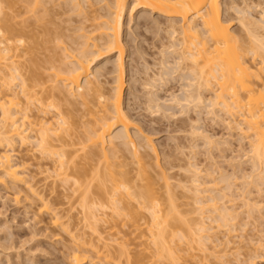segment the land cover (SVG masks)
<instances>
[{
	"label": "bare ground",
	"instance_id": "1",
	"mask_svg": "<svg viewBox=\"0 0 264 264\" xmlns=\"http://www.w3.org/2000/svg\"><path fill=\"white\" fill-rule=\"evenodd\" d=\"M9 2L11 1L0 0V187L5 188V191L6 189L14 190V194L18 195L20 191H17L16 188L24 186V191L27 193V198H24L28 201L29 205L27 206L32 209L36 208L35 216H48L49 225L52 228L62 229L67 233L66 235L71 236L73 247L69 255L72 264H82L83 262L86 264L87 261L91 264L93 255V260L95 258L100 260L99 264H120V258L125 257L122 255L126 254L127 256V252L124 250L127 246L124 249L123 247L118 249L120 250L117 251L119 255L115 251L118 256H110V252L107 253L109 250L101 256V251L97 250L102 245L104 246L102 248L105 249L110 243L107 241L113 240L112 237L118 235L113 236L112 233L111 238L107 237L108 234L104 237L106 231L104 230L103 233L97 228L100 221L103 223L101 216L109 214V212H111L109 219L114 221L113 224L120 218H126L131 221V224L133 223L132 227L137 230H140L141 221H148V241L153 248L151 256L157 261L178 264L180 257L183 256H179V253L186 252V255L192 257L190 253L194 250L200 251L201 254L205 253V256L214 259L226 260L228 257L226 253L232 250L229 248L227 251L228 245L231 243L228 237L235 231V225L231 223L238 217V213H236L238 209H235L238 197L243 198L238 202L243 203L244 208H247L243 211L250 213L253 209L250 211L249 208L253 207L255 213L259 214L258 211L260 212L263 206L258 207L259 204L256 201L255 203L251 202L254 199H250L248 193L243 197L235 196L234 190L232 191L230 187L231 183L227 185L224 182L226 186L220 187L223 188L222 190L218 188L221 192L212 196L211 194H214L217 186L211 187V183L214 182L209 179V183L199 181L203 171L197 168L195 162L189 163L188 168H183L187 172L185 174L191 177L187 181L183 180L184 182L178 181V188L182 193L184 190L185 196L191 195L190 198L193 199V201L189 200L193 203L191 207L188 205L189 202H181L184 203L181 205L189 208L194 206L193 210L179 209L181 206L177 199L181 196L179 197L177 194L176 197L171 193L170 176L168 178L167 174H162L163 182H160L164 183L162 187L156 183L158 180L155 181L154 176L149 173L151 167L149 171L147 170L150 163L145 164L147 158L144 159L146 160L144 163L142 153L137 150V147L138 149L143 147L140 145L142 142L139 143V137L130 133L131 118L123 108L125 91L123 77L126 72L125 49L122 45L123 19L127 12L132 14L136 10H148L168 19L165 33L171 43L166 49L169 51L172 49L170 55L173 56L175 69L172 70V73L187 69L186 71H189L192 77L189 84L186 85L187 90L183 94V98H177L176 95L171 96L169 104L183 107V110L191 105L195 108L206 107V111H208L206 113L213 119L221 120L231 130L239 129V132L243 133L240 135H247V138L250 135L253 141L248 161L253 172L250 173L255 174L244 176L243 181L245 178H254L255 180L252 182L256 183L255 185L258 183L257 181L264 185V0H34L35 6H40L39 4L56 5L60 2V6L65 4L69 11L75 13L88 10L90 14L92 12L94 14V10L97 9L93 8L94 6H100L102 10H105V14L101 17H93L89 14L91 17L89 19H92L95 25L92 24L93 27H90L92 31L88 32V35L80 36L83 40L78 43L79 51L76 55L67 56L63 53L65 49H61L64 58L61 56L63 58L62 65L58 67H63L58 69L56 66L55 70H52L55 73H51V78L50 75L48 76L51 86L45 89H42V85L46 86L47 83L39 81L37 70L35 74L28 68L30 71L27 74H22L23 67L18 60L23 58L27 52L19 51L17 43H21V40L13 39L17 29L14 30L13 22H10L11 14L4 11L6 7L11 6ZM99 9L101 10V8ZM254 14L257 16L255 17ZM232 22H236L239 27L236 34L230 29ZM85 29L88 28L85 27ZM79 30L82 31L84 28H77V31ZM22 32L24 33V31ZM5 34H12L10 35L12 37H5ZM93 35L94 37H92ZM175 35L180 36L179 41ZM177 47L180 49L178 50ZM162 50L160 52L162 60L159 64L165 70L170 63L167 60V54L165 56ZM100 51L117 54L116 59L114 58L115 62L112 64V71L105 67L106 72H103L104 70L103 73H100L101 71L92 72V68L100 60L106 58ZM33 67L34 65L31 66V68ZM165 73L158 74L159 77H155L157 80L152 79L151 83L146 84L149 86L148 97H145L146 104L154 105L153 107L159 110H156L157 112H160L161 101L152 92V89H155L156 81L162 85L167 81L169 74ZM108 74L114 76H112V87L109 91H105L106 89L102 88L104 79L101 81L100 78ZM106 85H108L107 81ZM204 91L213 92V95L205 98L202 94ZM43 93L45 97H42ZM70 96L71 99L79 100V104L75 99L71 100ZM46 100L48 104L44 102ZM55 101L65 103V105L67 103L69 108H74V105L77 108L81 107L83 115L79 117V120L77 119L78 122L76 121L78 115L75 112V115L72 114L73 116L77 115L75 120L72 117L68 119L65 117L66 114H63L64 110L60 111L61 105H57ZM77 108L76 110L79 109ZM70 110L72 112V109ZM76 110L74 109V111ZM76 112L78 113V111ZM79 112L81 113V111ZM218 113L229 119L223 120ZM235 115H238L236 118L239 119L232 118ZM46 116H50V118ZM73 120L74 122H70ZM77 128L82 129V132L75 143L71 138L77 134L75 133L78 132ZM190 134L191 137L202 138L207 144L214 141L198 129H193ZM144 137L145 146L143 149L149 150L153 156L156 155L153 141ZM17 145L28 148V152L35 149L31 156L35 155L36 158L39 156L37 159L40 160H38L40 164L43 161V164L47 162L42 171L37 169L41 171L40 174H46L49 177L47 179L53 176L55 179L59 178L58 181L62 185L71 183L74 193L78 196L76 199H79L77 206L81 209L79 213L81 218L78 219L80 223H89L86 229L91 230L89 232L92 233L91 236L96 237L94 240L96 245L100 246L95 247L93 241H85L86 238L83 237V234L78 240L81 245L77 243L76 236L71 235V231L74 229L70 231V228L73 227H68L71 225L69 222L72 223L70 211L60 215L56 211L57 209L50 207L51 204L43 199L44 194L39 191L37 183L34 182L35 178H32L34 176L27 178L29 174H27L29 168L26 169L27 162H23V159L19 162L14 160ZM75 146L80 149L74 150ZM122 150L128 151L131 160H134L131 162L132 170L129 168L131 163L128 164L127 160L118 161L121 159ZM79 152L81 155L78 154ZM146 153L148 154V152ZM146 153L145 156H147ZM76 159H80V161L76 162ZM122 168L124 169L122 170ZM155 175L159 177L161 174L155 173ZM210 176L206 174V177L210 178ZM233 179L236 180V176L235 178L233 176ZM211 188L215 189L214 192H212L213 189L210 191ZM262 188L256 187V193L264 194ZM171 189L173 191V188ZM160 190L162 191L160 192ZM62 215H65V217L63 216L66 219L65 222H61L64 220ZM251 217L255 218L250 215L245 218L247 222L252 219ZM112 223L110 222L108 226L117 225L113 226ZM245 226L247 227V225ZM222 229L225 231L224 237L226 236L223 241L217 237V232ZM255 243L253 250L256 252L248 254L249 256L243 261H239L242 256H239L238 253L235 263L256 264L257 261H264V244L260 240ZM207 244L209 247H205V245L208 246ZM181 245L186 248L181 250L179 247ZM136 260L139 261L138 258ZM224 262L227 263V261Z\"/></svg>",
	"mask_w": 264,
	"mask_h": 264
},
{
	"label": "rangeland",
	"instance_id": "2",
	"mask_svg": "<svg viewBox=\"0 0 264 264\" xmlns=\"http://www.w3.org/2000/svg\"><path fill=\"white\" fill-rule=\"evenodd\" d=\"M9 1L12 2V3L9 2L11 6H9L8 8L6 7L4 11L9 15L11 14L12 20L10 22H13L12 26L14 27V30L17 29L15 30L13 39L16 41L21 40V43H17V47L18 49H20L19 51L24 50L25 52H27V54L23 56V58L18 60L21 63V66L23 67L22 74L25 73L27 74V72L30 70L31 72L34 71L33 73H35L37 70L36 73L39 74V75L37 74V77L38 78L40 77L39 81L42 82L45 81L44 83H47L46 86L43 83L44 85H42L43 86L42 89L51 86L50 81H48L49 80L48 76L50 75L51 78V75L55 73V71L52 70H55L54 68H56V66L58 67L62 65L61 63L63 61L64 54H67V56H72V55H76L77 52L79 51L78 43L82 42L83 40L82 38H80V36L88 35L87 33L92 31L91 30L92 28H90L93 27L92 24L95 25V22L93 23L92 19H89V17L90 16L101 17L102 15L105 14V10H102V7L100 6H94L93 8H97V9L94 10V14L93 12L90 14L88 10H85L81 13L71 12L68 10L69 8L66 7L65 4L62 5L61 3L62 6H60L59 5L60 2L57 3L56 5L39 4L40 6H35L34 0H25V1L9 0ZM99 8H101V10ZM254 15L255 17L257 16L256 14ZM167 23H168V19H165L164 17H160L157 14H153L148 10H138V11L136 10L132 12V14H129V12H127L124 16L123 19L124 31L122 35V45L124 46L125 49L124 63H125L126 72L124 73V77H123L124 89H125L123 96V108L124 111L127 112V114H129L131 118L130 133L139 137L138 141L139 143L140 141L142 142L140 143V145H142L143 147L145 146L144 144L145 139H143L144 136H145L144 138L147 137L153 141L156 147V155L153 156V154L149 150H145V148L143 149V147L139 149L137 147V150L140 151L139 153H142L143 160L147 158L146 159L147 161L144 160L143 162L145 163L146 161L147 163L145 164L150 163L149 166L146 165L147 167H149L147 170L149 171L151 167L150 169L151 172L149 171V173L154 176L155 181L158 180V182L156 181V183L160 184L161 185L160 187H162L164 184V183H160L163 182L162 174L163 173L167 174L168 178L170 176L171 180L169 178V183H171L172 186V187L170 186L171 193L174 194L175 196L177 194H178L177 196L179 197L181 196L180 198L177 199V202H179L178 204L181 206L179 209H183V211H188L190 209L193 210L194 208V206L192 208H189L193 205V203H191L193 201V199L190 198L191 195L185 196L186 194L185 191L182 189L183 192L185 193L184 194L182 193L181 189L178 188V184H179L178 181L180 182L181 180L187 181V179L191 177V176L189 177L188 174H185L187 172H185L183 168H188L189 163H193V162H195V165H197V168H199L200 171L201 170L203 171L200 174V177L202 176V178H199L200 179L199 181L209 183L210 180L214 182L211 183L212 184L211 187L217 186L216 187L217 191L211 188L210 191H212L213 189L212 192H214L215 190L214 194L211 192L212 196L213 195L216 196L218 195L217 193L221 192V190L224 188L225 185L224 182L227 185L228 183H231L232 185H230V187L232 191L234 190L233 194L235 196L241 195V197H243V196H247L246 194L248 193V197H250V199H254L251 202L255 203L256 201V203L259 204L258 207L263 206L261 207L260 212L256 210L258 211L259 214H257V212L255 213V209L251 206L252 208L249 209L250 211L251 209H253L252 212L254 213L250 212L251 213L250 214L249 212L243 211V210H247V208H244L245 206L243 205V203L241 204L238 202L243 198L238 197L235 207V209H238V211L236 210L237 211L236 213H238V217L237 220L231 223L235 225V231H233V233L231 232L232 234L230 235V237H228L231 243L228 245L229 247L227 248V251L229 248H232V250L226 253V255H228V257L226 256L227 257L226 260L225 259L219 260L220 258L214 259L207 255L206 257L205 253H203L204 254L203 255L200 253V251L197 252L196 250H194L190 253L192 257L186 255L185 254L186 252L179 253V256L180 255L183 256L180 257L178 261V264H217V263L219 264V261L220 264L221 263L239 264L240 262L235 263L236 258L238 257V253L240 254L239 256H242L239 259V261H243L249 256L248 254H252V252L254 251L253 249H255V245H254L256 244L255 242H258L260 240V242L264 244L263 242L264 241V201H263L264 194H257L255 191L256 187L259 188L263 187L262 189H264V185H261L260 181H257L258 182L257 185L260 184L261 186L255 185L256 183L254 184L252 182L253 180H255L254 178L253 179L245 178L244 181L246 183H243L244 176L255 174V173L251 174L253 172L251 169L250 162L248 161L250 157L249 151L251 150L250 148L253 139L250 138V135L249 138L246 137L247 135L245 136L240 135L243 133L239 132V129L235 130L234 128L231 130L221 120L213 119L212 116H209L206 113L208 112L206 111L207 110L206 107L200 106V108H195L194 106L191 105L189 108L183 110V107L176 106L174 104L171 106L170 105L171 103L169 104V102H171L169 101L171 99V96L176 95L177 98L180 99L183 98V94H185V91L187 90L186 85L189 84L192 77L189 71H186L187 69L186 70L183 69L184 71H178L176 73H172V70H175L173 63L174 62L173 56L170 55L172 49L171 51H169V49L168 50L166 49L167 47H169L171 43L167 33H165ZM79 27L80 29L84 28V30L77 31V28ZM85 27L88 29H85ZM163 29L164 31H162ZM230 29L233 32L235 31V34L237 31H239L238 30L239 27L236 24V22H232V24L230 25ZM22 31H24V33ZM10 35L12 34H5V37H12ZM92 37H94V35ZM175 38L177 39V41H179L180 36L175 35ZM61 49H65L63 50L64 54L62 53ZM177 49L179 50L180 48L177 47ZM161 50L163 51L165 56L167 54V60H169L168 62L170 63V65L167 66L168 68L165 70H163L159 64V62H161L162 60L160 55ZM100 53L108 60L106 58L100 60V62L95 67L92 68V72L95 71H99V72L101 71L100 73L106 72L107 70L106 71L104 70L105 67H107V69L109 68V71H112L113 70L112 64H114L117 54L108 51L105 53L103 51H100ZM33 65L34 67L31 68V66ZM50 66H52V68H50ZM102 66L103 68L101 69ZM62 67H58V69ZM28 68H30V70ZM34 68L37 69L34 70ZM165 72L169 74V77L167 76L168 77L166 81L167 83L165 82L162 85V83L156 81L157 84L155 83L154 85L155 89L154 90L152 89V92L161 101L159 106L160 112H157L159 110L156 107H153L154 105L148 106L146 104L147 103L146 98L148 97L147 89L149 87L146 84L151 83L152 79H156L155 77H159V75L161 74H166ZM103 76H104L103 78L102 77L100 78L101 81L102 79H104L103 80L104 82L102 81V83H104L102 84V88L103 90L106 89L105 91L107 90L109 91V89L112 87V81H113L112 76L114 75L108 74ZM105 77L107 78L105 79ZM105 80L107 81L108 84L106 86H105L106 84ZM202 94L203 97L209 98L211 95H213V92L204 91L202 92ZM43 95L44 96L42 97H45L44 93ZM74 99L75 101H78L79 104V100H76V98ZM44 102L48 104L47 100ZM55 102L57 105L59 106L61 105L60 111L63 109L64 110L63 114H66L65 117L66 118L68 117V119L70 117L74 119L78 115V117L76 118L77 121V119L79 120V117L83 115L82 114L83 109L81 107H78L79 109H81L79 110L77 107H75V105L74 108L72 107L69 108V104L67 103L65 105V103H59L57 101ZM78 104H76V106H79ZM76 108L78 110H76ZM70 109H72L73 113L71 112ZM74 109L78 111V113L74 111ZM79 111H81V113ZM216 111L218 112V110ZM74 112L75 114H77L76 116L72 115L74 114ZM218 114L221 116V118H223V120L229 119L226 118L225 116L223 117L221 113ZM50 116H46V117L50 118ZM236 116L238 115H235V117L232 118L239 119L236 118ZM74 120L70 122H74ZM193 129L196 130L198 129L200 131H203L204 134L212 138V141L214 140L213 143L211 142L210 144L209 143L207 144L205 140H203L200 137H191L190 133H192ZM76 130H78V132L75 131L74 132L77 134H74L71 138V140L73 139L72 142L75 143H77L78 140L77 138L78 136H80L82 132L81 131L82 129L80 128L79 129L77 128ZM214 143L215 145H213ZM73 149L78 150L80 148L78 146H75L73 147ZM28 151H29L28 148H22L17 145L15 147V152H14V154L16 153V155H14L15 162L16 160L19 162L22 159L24 160V161L22 160L23 162L25 163L27 162L28 166H26L27 167L26 169L29 168L27 170L28 171L27 174L29 173L27 175L28 176L27 178L29 179L31 178V176H34L32 177L33 179L35 178L34 182L37 183L38 185L37 187H39V191H41L44 194L43 199L46 202L48 201L47 202L48 204H51L49 205L50 207L54 208L55 210L57 209L56 211H58L60 215L64 214L68 210L70 211L69 215L72 216L71 219L72 223L69 222L71 225L68 224L69 225L68 227L69 228L73 227L70 228V231L74 229L73 231H71L72 232L71 235H74L73 237L76 236L75 238L77 239L76 240L77 243L81 245L80 241L78 240H80L79 238L84 235L83 237L86 238L84 239L85 241L87 242L93 241L94 244L96 245V241H94L96 237H93V235L91 236L92 233L89 232L91 231L89 230V228L86 229L89 223L87 224L82 222L84 225L80 223L79 219L81 218V216L79 213L81 209L79 206H77L79 205L78 204L79 199H76L78 198V196L73 191L74 187L71 186L70 182L62 185V183L58 181L60 180L59 178L55 179V177L52 176L50 177V179H47L49 177H47L46 174H40L42 168L44 169V165L47 162L43 164L44 162L43 161L40 164L39 162L40 160L37 159L39 158V156H37V158L34 157L35 155L31 156V154H33L35 149L30 150V152ZM144 152L145 153L148 152V154L146 153L147 156H145ZM121 153L122 156L124 153L126 159L124 158V156L122 157L121 155H118L121 156V159H119L118 161L127 160L126 162L128 164L134 162V160L133 161L131 160L130 157L131 155H129L128 151L124 152L122 150ZM78 154L81 155L80 152ZM34 158H36L37 161L38 160L39 161L35 162L36 159L34 160ZM79 161L80 159H76V162ZM126 162L124 163L126 164ZM36 163L40 165L37 166ZM132 165L133 164L131 163V165L129 166L130 170H132L131 168H133ZM37 169L39 170L41 169V171ZM123 169L124 168H122V170ZM154 172L157 175L158 173L161 175H159L158 177L155 175ZM206 174L211 175L210 178L206 177ZM233 176L234 178L236 176L237 181L233 179ZM181 184L183 185L184 183ZM253 185L255 186L253 187ZM157 187L158 185L156 184V188ZM24 188H25L24 186H19L18 188H16L17 191H20L18 196L14 194L15 193L14 190L6 189L5 191V188H3L2 186L0 187V264H72L69 255L71 253V248L73 247L70 238L71 236L66 235L67 233H65L62 229H59L60 230L59 231L52 228V226L49 225L50 221L48 216L46 215L41 216L42 218L37 215L35 216L36 213L34 211L36 208L32 206L34 207L32 209L29 206H27L29 204L27 199L25 200V198H27V193L24 191ZM171 188H173V191ZM218 188L221 190H219ZM41 189H43L44 192ZM246 189L250 191L248 192ZM162 190H160V192ZM65 195H67L66 198ZM184 196L187 197L188 200ZM181 202L184 203L189 202L188 204L189 207L182 206L181 204L184 203ZM249 204L252 203L249 202ZM110 214L111 212H109V214L106 213L104 215L105 217L101 216V218L103 217L102 218L103 223L100 221L99 222L100 224H97L98 225L97 228L101 232H103L104 230L106 231L104 237H106L107 234L109 235L107 237H110L112 233L113 236L115 234L118 235H115L114 237L111 236L114 239L113 240L109 239L110 241H107L108 243L109 242L110 243L109 245L106 246L105 249L102 248L104 246L101 244L102 246L99 247V249H97L101 251L100 252L101 256H103L102 254L106 253L107 250H109L107 253L110 252V256L111 255L116 256L117 254L119 255L117 251L120 250L118 249L120 247H123L124 249V247L127 246L124 249L127 252V256L126 254L122 255V257L123 256L125 257H123L122 259L120 258V264H130V263L166 264L165 261H160V260L157 261L153 256H151V254H153L152 253L153 248L149 245V241H148L149 237L147 235V229H148L147 226L149 225V223L147 220L141 221L140 230H137L136 228L132 227L133 223L131 224V221L126 218H120L115 222V224H113L112 222L114 221H111L109 219L111 216ZM250 215L254 216L255 218L253 219V217H251L252 219H250L247 222V219L245 218H247ZM63 216L65 217V215H62V217ZM64 217L62 218L64 220H62L61 222H65L66 219ZM109 221L112 223L113 226L116 224L117 225L114 227L109 225L110 226L109 227L108 226V224H110ZM245 225H247V227ZM223 234H225L224 229L217 232V237L221 238L222 241L226 237V236L224 237ZM207 245L208 246L205 245V247H209V244ZM97 246L100 245H96L95 247ZM181 246H179L181 250H184L186 248V246L185 247L183 246L181 247ZM112 247H115L116 249ZM147 247L149 251L147 250ZM115 251L117 254L115 253ZM255 252L256 250L253 252V254ZM260 253H256V254H260ZM112 257L109 258L114 259ZM91 258H92L91 264H99L98 262L100 260H98L97 258L93 260L94 255ZM137 258L139 259V261L136 260ZM125 261L128 262L126 263ZM224 261H227V263H225ZM257 263L264 264V261H257ZM82 264H85V262H83ZM86 264H90V263L87 261ZM240 264H245V263L241 262Z\"/></svg>",
	"mask_w": 264,
	"mask_h": 264
}]
</instances>
